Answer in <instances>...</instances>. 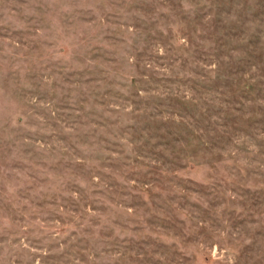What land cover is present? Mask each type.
Wrapping results in <instances>:
<instances>
[{"label": "rangeland", "instance_id": "1", "mask_svg": "<svg viewBox=\"0 0 264 264\" xmlns=\"http://www.w3.org/2000/svg\"><path fill=\"white\" fill-rule=\"evenodd\" d=\"M0 264H264V0H0Z\"/></svg>", "mask_w": 264, "mask_h": 264}]
</instances>
